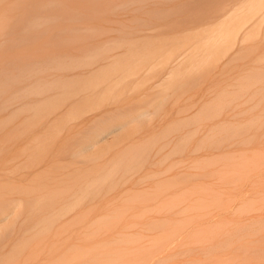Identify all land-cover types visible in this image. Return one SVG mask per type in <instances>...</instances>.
Returning a JSON list of instances; mask_svg holds the SVG:
<instances>
[{"label":"rangeland","instance_id":"1","mask_svg":"<svg viewBox=\"0 0 264 264\" xmlns=\"http://www.w3.org/2000/svg\"><path fill=\"white\" fill-rule=\"evenodd\" d=\"M259 1L260 0H254L253 2L257 3ZM186 2L184 1L186 7H188ZM215 2L216 1H211L205 6L190 5L185 9L184 6H182V9L181 6H179L181 8H177L176 4L171 1L169 5L160 8L172 10V16L170 15L171 17H168V20L161 19V21L160 19H151L147 21L149 24L154 22V26H149V28L139 27L141 26L140 22L131 23L135 20L133 17H136V14L143 17L141 11L135 12V10H132V12H119L117 16H113L114 13H110L108 19L103 21L98 20L99 22H76L74 23L75 27H88L95 31H89L90 33L87 34L88 36H85V38L80 41L69 42L61 47H57L53 43L47 41V36L50 33L43 34L38 41H26L25 44L13 47H6V44L0 46V61L3 57L9 58L11 59L10 61H12L20 54H29L30 47L35 44L44 43L52 48L55 47V49L72 52L75 55H82L84 58L85 54L83 53L86 46H92L88 48L91 50L99 46H112L120 42V46L116 47L112 51L113 53L111 52L106 59H101V57L95 59L97 63L89 68L91 71L83 75V77L88 79V84L85 83L86 85L84 84L80 87L81 89L79 92L82 94V98L76 102L72 108H69L67 113H65V115L63 114L56 122L52 124L48 123L49 119L53 117L54 112L64 109L65 104L68 103L67 96L64 97L63 95L55 94L48 99L41 100L39 101L42 104L40 109H34L32 106L37 98L34 96L28 97L16 103L14 106L6 108V110H0V205L16 197L24 200V209L22 210L21 216L6 240L3 241V245L5 246L0 248V264H82V261H85L87 264H95L93 259L92 261L90 260L95 253L108 252L121 253V256L117 259L118 261L114 264H186L188 261H191V264H233V261L235 262L234 264H238L239 262V264H241V262L242 264H264V230L260 233L250 234V236L249 234H239V237L236 236L234 238L233 241L235 243L231 246L232 248H222L218 249V251H205L204 247L206 246L204 245H202V249L200 246H195V244L182 246L196 237L195 232L210 228L216 225L217 222L234 221L235 224H244L258 219H264V202H261V199H264V117H262L264 116V95L258 93L254 95L253 98L247 100V98H250L252 90L260 87L262 84H259L257 81L259 78L257 79V77L254 76L251 77L252 80L247 79L245 81V79L252 76L254 72L261 71V73H263L262 70H264V62L260 60V63L259 61V58L262 59L260 56L264 57V21L261 24L250 26L248 30L243 28L245 32L246 30L248 31L246 35L244 34L245 36L243 35L242 37L244 39L243 45L245 48L247 47V49L250 47L254 50L248 53L244 52L247 49L244 51L242 50V53L240 52L239 55H235H238V57H236V60H239L238 62L234 61L233 65L225 69L221 68L220 65L230 59L231 56H234L236 48L242 43L238 41L240 39L238 35L240 31L237 32L239 28L242 29L239 25L241 23V25H243V17L241 18V23L239 20L242 16H240L241 12L239 10L240 13L235 12L237 11L235 10V13H233L232 11V18L236 17L235 14H237L239 19L233 18L234 21L232 22V18H229L227 19H231L229 24L226 21V24H220L219 22V24L200 23V25L198 23L199 25H194L193 28L184 29L183 27L184 24L194 18L206 16L215 6ZM192 3L194 2L190 4ZM258 4L260 5V3ZM160 8L158 7V9ZM175 9H177V11H175ZM249 12L251 11L248 10L247 13ZM244 13L247 14L245 11ZM244 17L246 16L244 15ZM130 19L131 22L126 21ZM117 21L122 22L118 23ZM151 21L153 22L151 23ZM238 21L240 24L237 25ZM158 22L160 23L159 25L157 24ZM65 24L66 23L60 21L52 23L49 28L58 29L66 27L67 25ZM233 24L236 25V27H234ZM137 25L139 26L137 27ZM237 26H239V28H237ZM231 27H234V30ZM41 28H44V26H41ZM116 28H120L121 30H115ZM140 29H143L144 33L141 32L142 30ZM243 29L242 32H244ZM122 30L129 31V33ZM134 30H140L141 33H139V31L135 32ZM144 30H147V32L145 33ZM212 35H218L220 40L212 43ZM135 37L143 38L144 40H138ZM209 37L212 39L210 38L209 40ZM215 37L216 36H214V40L216 39ZM182 47L193 50L188 54L187 62L185 61L186 64L190 62L187 64L189 68L192 67L190 69L188 68L189 70L187 69L188 72L187 70L186 72L185 70L182 72V68H187V66L186 64V67L180 65L181 67L179 68H181L180 71L182 73L178 71L179 74H176V71L175 75L169 76L170 66L168 65L169 67H167V64L171 58L176 55L175 53L178 49ZM195 48L198 51L201 50L198 56L195 53ZM207 49L210 51H207ZM81 50L83 53L79 52ZM243 53L246 54L244 55ZM195 54L197 57H195ZM88 56L91 57V54H88ZM189 56H192L193 59L189 60ZM199 57L201 58L200 60ZM184 58L186 60V57ZM201 60V66H199L200 64L198 62ZM254 61L256 63H254ZM256 67H259V69L256 70ZM198 68L200 70L205 68L204 70L207 72L206 75H209V78H207L208 75L206 77L204 73L205 77L201 76L202 79L200 77L199 83V78L196 76ZM164 69L165 71L167 69L169 72L166 74L168 77L162 79V74L165 72ZM250 69L254 72H250ZM191 70H194L193 72L195 73L191 72ZM249 72L250 75H248ZM192 73L195 74V78H198L197 84L194 83L192 85V80H195L192 79L188 84L185 82L186 88L184 87L185 84L184 86L180 84L178 86V81H183L182 78L184 75L186 80V77H189V79L191 78V75H193ZM189 74L191 75L189 76ZM245 74L248 76L245 77ZM243 75L245 76L242 77ZM100 76L103 79L100 78L101 80H97ZM238 77L239 79H245L241 81L238 80ZM261 77L264 78L263 76ZM104 80H106L107 83H104ZM205 80H207V82H204ZM234 80H236V82ZM254 81L256 84H252ZM237 84L238 87L236 86ZM239 84H241L242 87L243 85L252 86L249 90L244 91ZM186 89L188 92L186 91L185 93L183 90ZM14 90L15 89L11 90V92H14ZM225 91L227 92L225 93ZM229 91L230 94H228ZM164 93L168 94V99L164 107L159 110L157 114H154L150 121L144 122L145 124L150 122V131L145 133L144 137H142V135L136 136L133 141L126 144L124 143L122 146L106 155L94 156L91 158L74 156L72 155L71 149L73 143L62 141L68 129L76 123H83L85 119L93 115V113L100 111L106 106L118 104L125 109L133 106L137 109L149 103L155 95ZM245 94L246 96H244ZM242 96H244V98H241ZM225 99L233 101L232 104H225ZM199 100L202 101L198 102ZM245 100H247L246 103H244ZM208 101L220 105H218V107L212 106L210 109L205 108L206 113L211 110V113L209 112L211 115L209 113L207 115L204 113L203 116H201V114V117H197L196 115H198L200 111H203L205 106H209L207 105L209 104ZM244 108H247L244 114H237L240 109ZM198 109L199 112L195 115ZM180 110L182 111L181 115ZM183 111L185 112L183 113ZM214 111L216 115H214ZM186 116H191V126L189 125V127H187L188 124L187 126L183 124L185 127L181 129V131L176 130L175 132L172 127L178 124L177 119H183ZM194 116L197 119L199 117L201 119L193 120ZM208 118L211 119L208 120ZM257 118L261 120L259 121ZM185 119H183V121L179 119V124L180 121L183 123H186V121L187 123L190 122L189 119ZM250 120L252 122L256 120L255 123H258L255 124L256 127L253 125L254 123L250 124L252 123ZM196 121L201 122H197L198 124H196ZM144 123L143 127L136 131L133 136L146 128ZM225 123H227V125ZM242 123L245 124L241 125ZM221 125L224 127L222 128ZM85 126H87L86 122H84V127ZM215 126H218V129ZM170 127L172 129L171 136H169L170 133H168L170 132ZM249 127L253 128L251 129ZM193 129H197L196 133ZM191 130L193 134L195 133V136L193 135L194 138L190 137L192 135ZM241 131H243V135H239ZM165 132L168 134L166 140L168 143H172L170 145L167 144L169 146L166 145L167 148L165 147L166 150L164 151L166 154L169 152L168 155H173L175 151H170L176 148V154L178 155L175 154L173 157L170 155L169 157H171V159L169 158L166 162L164 161L166 160L164 155H152L151 159L155 161H164V164L160 162H158V164L157 162L154 164L140 165L126 164V161L129 159H142V157L133 156L132 153L136 150H139L138 152L146 151V148L149 149L151 145H157V143H159L157 139H163ZM189 132L191 135L188 134L187 139L190 137V144L188 145V142L185 143L188 146L186 147L184 144L186 148L182 147L183 149L180 150L181 152L178 151L175 146H177V144L180 145L182 141L181 139V141L178 140L179 136L181 134L187 136ZM232 133L236 136L235 139ZM211 135L215 137L210 140ZM223 135H225V137H223ZM250 135L252 137L255 136L253 137L254 139L251 138ZM172 136L178 137L172 140ZM206 136H208V138ZM232 137L233 139L230 141ZM206 140L208 141L207 144ZM224 141L226 143H222ZM184 142H186V140H184ZM220 143L224 145L222 146ZM234 143L236 144L234 145ZM173 146L175 148H173ZM198 147L200 152L196 149ZM200 147L202 149H200ZM161 150V152H163L162 148ZM183 150L185 151L182 152ZM242 151L245 153L240 154ZM217 154H219V156ZM223 154L226 157H224ZM231 154L234 156V160ZM168 155L166 156L167 159ZM212 155H217L213 156V162H211L212 159H209ZM227 157L233 161L229 160ZM235 157L238 159H235ZM222 159L227 161H221ZM179 160H181L180 164L184 163V161L185 163L183 165L176 164ZM195 161L196 163H200L201 161L202 164L200 165L203 166L196 165ZM247 161L248 164L246 165H249L248 168L239 166L243 164V162L247 163ZM176 165L178 166L176 167ZM189 167H191V169ZM198 167H200V169L201 167H205V169L198 170ZM126 168H128L129 171H126ZM132 168L135 169L132 171ZM171 168H173L172 171ZM166 169L168 170V174ZM156 171H161L162 173L158 174ZM211 171H214L215 174L219 172V175L217 173L216 178H214L215 176L212 177L207 173H211ZM183 172H188V174L207 173L205 176L207 177L209 175L212 178L210 179L208 176V179H204L203 176H200L202 178L198 177L199 179L196 178V180H188V183L181 180L182 183L186 184H179L177 187L176 184L179 183V180H176L178 183H175L174 180L177 179V177L181 179V175L179 174L183 175ZM163 173L166 174L163 175ZM156 174L157 177L154 176ZM173 176L177 177L174 178L173 181H170ZM142 177L147 180L145 179L144 182H141L143 181ZM170 177L172 178L170 179ZM239 179L240 181H238ZM166 180L170 185L172 183V186L175 184L176 188L173 189L170 186H166L165 183H163ZM161 181L162 183H160ZM160 184H163L161 187H164V185L165 187L161 189ZM157 186L159 187L157 188ZM165 189L168 190L167 193ZM202 189L203 191L205 190L204 193ZM207 189L211 191H220V193L223 192L225 196H223V193L219 196L210 194L209 196L207 194L210 191ZM163 191L165 194H163ZM258 192H261V195ZM257 193L259 195H256ZM168 195L171 197L169 196L168 198ZM211 196L217 197L219 200L222 198L221 200L225 201L226 204L221 206L222 209L217 210L209 208L208 211L204 212L194 211L193 206H195L201 198L210 199ZM199 197L201 198L199 199ZM229 197L231 199L234 198V200L231 201ZM250 197L253 199L255 198L254 200L259 198V201H257L261 211L259 209H257L258 211L252 210V213L248 212L243 215L239 212L237 213V209H239L245 200H251ZM192 200L194 203L191 202ZM77 201L81 202L79 203ZM35 202H38L36 206H34ZM233 202L234 204H232ZM174 205L177 208H174ZM67 206L71 209L67 208ZM72 207L75 208L72 209ZM186 207L188 209L187 211L185 210ZM183 208H185V211H183ZM210 211L211 215H209ZM184 217H186V222L190 223L189 227H187V225L185 228L181 229L178 232L180 235H175L176 239L174 238L171 243L168 242L163 246L164 248L161 246L160 249L153 248L151 247L152 242L145 244L144 248L146 251L139 250L136 254L146 252L148 256L139 254L137 257L138 261L133 260V252L129 249H118V247L113 245L104 246L105 244H101L102 241L112 240L118 238L120 235L136 232L146 234L148 240L154 239L160 236L163 231L168 229L169 231H173L172 227H155L154 224L174 223L178 220L181 221ZM187 230L188 232L190 230V232L187 233ZM201 232L207 233L206 236L209 237L208 239L210 243L212 242L211 244L218 243L222 240L219 235L213 237L208 236L211 235L209 232ZM182 247L194 248L192 250H181ZM202 251L205 252L203 253ZM82 252H87L88 254L79 256L80 254L78 253ZM73 255L75 257L74 259L67 260ZM100 257H103V255H100ZM235 257L238 259L237 261H235ZM239 257L241 259H239Z\"/></svg>","mask_w":264,"mask_h":264},{"label":"bare ground","instance_id":"2","mask_svg":"<svg viewBox=\"0 0 264 264\" xmlns=\"http://www.w3.org/2000/svg\"><path fill=\"white\" fill-rule=\"evenodd\" d=\"M171 1L176 4L177 8H181L182 6H184V9L188 8L190 5H192V6H205L207 3L211 2V1H213V2L216 1L215 2V6L211 10V12H209L206 16L197 17V18H194V19L190 20L189 22H187L186 24L183 25L184 29L190 28V27L193 28L194 25H197L198 23L199 24L200 23L201 24H205V23H209V24L210 23H212V24L213 23L214 24L218 23L219 24V22H220V24H226L225 22L227 21V23L229 24L231 22L230 21L231 19L230 20H227V19L232 18L231 15L233 13L239 12V11L241 13L243 12L242 14L239 12L240 16L242 15L240 17V19L237 16V14H235L236 17H233V18L239 19L240 23L243 20V25H241L242 23L240 24L239 21H238V23L236 22L237 25L240 24L239 26L242 27V29L246 28L248 30V28H250V26L252 27L254 25L261 24L264 21V0L263 1L260 0L257 3H254L253 2L254 0H180V1H176V0H0V46H3V45L6 44V47L7 46L8 47H13V46H18V45H21V44H25L26 41L27 42L28 41L29 42L30 41H35V40L38 41V39L43 34L50 33L47 36V38H48L47 41L53 43L57 47H61V46H64L66 43H69V42L80 41L83 38H85V36H88L87 34L90 33L89 31H95L94 29H89L88 27L87 28L75 27L74 23H76V22H84V21H92V22L97 21V22H99L98 20L103 21V20L108 19L110 13H114L113 16H117V14L119 12L121 13L123 11H125V12L126 11L132 12V10H135V12L141 11L143 13V17L142 16H138L136 14V17H133V18H135V20H133L132 22H131V19L130 20H126V21H129L131 23L140 22L141 26L137 25V27L139 26L141 28L142 27L149 28V26L150 27L154 26L153 25L154 22L151 21V23L152 22L153 23L149 24V23H147V21H150L151 19H157V20H159V19L160 20L161 19L165 20L166 19V20H168L167 18L172 16L171 15L173 13L172 10H169L167 8H160V7H164V6L169 5V3ZM184 1L185 2L188 1V2H186L188 7H186ZM191 2H194V3L190 4ZM258 3H260V5ZM179 6H181V7H179ZM158 7L160 9H158ZM155 8H157V9H155ZM182 9H183V7H182ZM235 10H237V11H235ZM248 10H250L251 12L247 13ZM146 11H147V15H146ZM175 11H177V9H175ZM232 11H233V13H232ZM244 11L247 14H245ZM243 14L246 17H244ZM121 16H123V15H121ZM233 18H232V22L234 21ZM241 18H242V20H241ZM113 20L115 21L114 18H113ZM60 21L66 23L65 25H67V26L66 27H62V28H58V29L49 28V26H51L52 23H56V22H60ZM117 22L120 23L122 21H117ZM143 22H144V24H143ZM165 23H167V22H165ZM157 24L159 25L160 23L158 22ZM234 24H233V26L236 27V25H234ZM142 25H144V26H142ZM41 26H44V28H41ZM239 26H237V28H239ZM234 27H231V28L233 29ZM155 29H157V28H155ZM242 29L239 28L238 31H237V32L240 31V34H238V33L237 34L240 37V39L238 41L242 42L241 43L242 46L240 45L239 47L236 48L234 56H231L230 59H228L227 61L222 63L220 65L221 68L225 69V68L229 67L230 65H233L234 61L238 62L239 60L237 61L236 57H238V55L240 54V52L242 50L244 51L245 49H247V47L245 48V46L243 45L244 44L243 43L244 39L242 37H243L244 34L246 35V33L248 31L246 30V32H245V30L243 29L244 32H242ZM115 30H121V29L120 28H118V29L116 28ZM140 30H142L141 32H143V29H140ZM140 30H138L139 33H141ZM151 30L154 31L153 29H151ZM122 31L129 33V31H126V30H122ZM134 31L136 32L137 30H134ZM144 31H145V33L147 32V30H144ZM83 32H85V33H83ZM130 32H132V31H130ZM214 36H216L215 40H214ZM212 37H213V39L211 37H209V40H210V38L213 40L212 43H214V41L216 42L217 40H220V37H218V35H212ZM136 39H138V40L141 39L142 40L143 38H138L137 37ZM119 43H117L115 45H112V46H106V45L99 46L98 48L91 49V50L88 49V48H91L92 46L84 45V46H86V48L83 47V48H85V50L82 49V50H84V53L82 52V50L79 51L80 53L82 52L83 54H85L84 58L82 57V55H75L72 52L63 51V50H60V49H55V47L52 48V47H50L48 45H45L44 43L35 44V45L31 46L30 49H29L30 50L29 54H20L17 58L16 57H15V59L13 58L14 60H12V61H10L11 59H9V58H6V57L4 58L3 57L2 60L0 61V110H6V108H8V107L14 106L16 103H18L20 101H23V100H25L28 97H34V96L37 97V98L35 99L34 104L32 106H33L34 109H40L42 104L39 101H41V100L48 99L50 96L55 95V94L63 95L64 97L67 96L68 103L65 104L64 109L62 111L54 112L53 113V117H51L49 119V121H48L49 124H52V123L56 122L59 118H61L63 116V114L65 115V113H67L69 108H72V106H74L76 104V102H78L82 98V94L79 92L80 89H81L80 87H82L85 83L88 84V79L83 77V75L86 72H90L91 71V69L89 70V68H91L92 65L97 63V61H95V59L98 58V57H101V59H106V57H108V55L111 54V52L116 47L120 46ZM209 44H210V42H209ZM248 49L245 50L244 52L248 53L249 51L251 52L252 50H254V49H251L250 47H248ZM191 50L192 49L189 50V48L186 49L185 47H182V48L178 49V51L175 53L176 55L171 58V60H170L171 62L169 61L168 64H167V67L170 66L169 67L170 73L168 74L169 76L175 75L176 71H177L176 74L177 73L179 74V72H181V71L184 72V70L186 72V70L189 68L187 64L190 63L189 62V63L186 64V62L188 60V54L190 53ZM195 50H196V48H195ZM207 51H210V50L207 49ZM199 52L201 53V50H199V51L196 50L195 53L197 54V56L200 54ZM88 54L89 55L91 54V57L88 56ZM196 54H195V57H197ZM236 54H238V55L235 56ZM184 57H186V60H185ZM191 57L192 56H189V60L193 59V57L192 58ZM260 57L262 59L259 58V61L262 60V62H264V57L263 56H260ZM183 59H184V62H183ZM200 59L201 58L199 57V60ZM242 59H243V57H242ZM201 62H202V60L200 62H198V63L200 64ZM254 63H256V62L254 61ZM260 63H261V61H260ZM182 64H184V65H182ZM185 64H186L187 68H182L183 70H181V68H179V67H181V66L182 67L183 66L186 67ZM199 66H201V64ZM256 68H254V69H256V70L259 69V67H256ZM193 69H195V68H193ZM204 69H202L203 70L202 71V70H200L198 68L197 71H196L197 72L196 76H198V78H199L198 83L200 82V77L204 76V73H205L206 77L208 75V74L206 75L207 72ZM261 69H263V68H261ZM173 70H174V72H173ZM188 70H187V72H188ZM199 70H200V73L201 72L203 73V74L201 73L202 75L200 73L198 74ZM250 70H248V71H250ZM164 71H165V69H164ZM169 71H167V69H166V71L163 72L162 79L163 78L165 79V77H168V76H166V74ZM193 71L191 70V72H193ZM245 71H242V72H245ZM252 71L253 70H251L250 72H252ZM78 72H80V73H78ZM250 72H249L248 75H250ZM262 72L263 73H261V71L260 72L256 71V72H254L252 74V76H249L250 78L248 77L246 79L245 78H240L239 79V77H238V80L244 81L242 79H245V81H246L247 79H251V77L254 76V77H257V79L259 78L257 81L259 82V84H262V85H260V87H257L256 89L252 90L251 96H250V98H247V100L253 98L254 95H256L258 93L264 95V78L261 77V76L264 77V70H262ZM171 73H174V74H171ZM193 73H195V72H193ZM190 75L191 74H189V76ZM193 75H191L190 79H189V77L188 78L186 77V80L184 78L185 77V75H184V77L182 78V80L184 82L183 81H181V82L178 81V86H179V84L181 86L182 85L184 86V84H185L184 87L186 88V83L185 82H187V84H188L190 82V80H192V79H195V80H192V82H191L192 85L194 83L197 84L196 82H197L198 78H195L196 77L195 74H193ZM245 75H243L242 77H244V76L247 77L248 76L247 74H245ZM224 76H225V74H224ZM100 78L103 79L100 76L99 79H97V80H101ZM207 78H209V75H208ZM201 79H202V77H201ZM255 79H253V80H255ZM236 80H234V81L236 82ZM248 81H250V80H248ZM105 82L107 83L106 80H104V83ZM204 82H207V80H205ZM252 84H256V82L254 81V82H252ZM190 85H189V88H190ZM239 85H241V84H239ZM181 86H180V88H181ZM236 86L238 87V84ZM250 87L247 86V85H243V87H242V85H241V88L244 91L249 90ZM180 88H179V90H180ZM13 89H15L14 92H11V90H13ZM211 90H212V88H211ZM183 91L186 93L187 89L183 90ZM227 91H225V93ZM167 93L155 95L154 98H152V100L149 103H147V104H145L143 106H140L137 109H135V108L125 109V108H123L122 106H120L118 104H112V105L108 106L107 108H105L104 110L99 111L98 113H95V114L91 115L90 117H88L87 119H85L84 122L87 123V126L84 127V122L83 123H76L70 129H68V131L66 132V134H65V136H64L62 141L63 142H72L73 143L72 146H71V149H72V155H74V156H82V157H85V158H91V157H94V156L106 155V154L112 152L114 149L119 148L120 146H122L127 139H129L131 136H133V134L136 131L140 130L143 127V123L145 121H150L152 119V117L154 116V114H157L158 111L161 110L164 107V105L166 104L167 99H168V94ZM221 93H223V92H221ZM228 94H230V91L228 92ZM228 94H227V96H228ZM235 94H237V93H235ZM244 96H246V94ZM244 96H242L241 98H244ZM238 97H240V96H238ZM200 99H203V98H200ZM235 99H236V97H235ZM247 100H245L244 103H246ZM200 101H202V100H199L198 102H200ZM226 102H228V103H226ZM232 102L233 101H230L229 99H227V100L225 99L224 100L225 104H230L231 105ZM205 104H206V102H205ZM207 105H209V106H205L203 111L199 112V109H198V111L195 113V115L199 112L200 114L198 113V115H196V116L198 117L201 114H202L201 116H203V114L206 113L205 112L206 111L205 108H209L210 109V107H212V106L218 107V105H220V104H215L214 102L212 103L210 101L209 104H207ZM260 105H261V102H260ZM257 106H258V103H257ZM188 108H189V106H188ZM251 109H253V108H251ZM214 110H215V108H214ZM233 110H234V108H233ZM246 110H247V108L240 109L237 114H239V115L240 114H244V112H246ZM189 111H191V110H189ZM219 111H221V110H219ZM184 112L185 111H183V113ZM187 112H188V110H187ZM209 112L211 113V110ZM209 112H207L206 115ZM181 113H182V111L180 112V115H181ZM214 115H216V112H215ZM214 115H213V117H214ZM186 117H188V118H186ZM186 117H184L183 119H185V118H186L185 120L189 119L190 122L187 123V121H186V123H183V122L180 121V124H179V119L182 120V121H183V119L182 118L177 119L179 125L176 124L175 127H172L175 130V132H176V130L181 131V129H183L185 127L184 125L187 126V124H188L187 127H189V125L191 124V120H190L191 116L190 117L186 116ZM200 117L198 118L199 120L201 119ZM262 117H264V116H262ZM196 119L197 118L194 116L193 120H196ZM210 119L208 118V120H210ZM258 120L260 121L261 119H258ZM197 122L200 123L201 121H196V124H198ZM255 122H256V120L254 122L250 123V124L254 123L253 125L255 126V124H258V123H255ZM2 124H3V122H2ZM225 124L227 125V123H225ZM225 124H223V125L226 126ZM244 124L242 123L241 125H244ZM177 126H178V128H177ZM224 126H222V128ZM215 127L218 129V126H215ZM222 128H220V129H222ZM239 128H241V127H239ZM249 128H251V127H249ZM259 128H261V127H259ZM169 129L168 130L170 132H168V133H170L169 136H171V134H172L171 130L172 129H171V127ZM196 130H194L195 133H196ZM243 131H241L239 133V135L242 134ZM191 132H192V135L189 132V133H187V136L186 135L183 136L182 134L179 136L178 140L181 139L182 141L180 140L181 141L180 145L177 144V146H175V147H177L178 151L183 149L182 147H185V146L187 147L190 144V137L194 138V136H195V133L193 134L192 130H191ZM211 132H213V131H211ZM166 134L167 133L165 132L163 139H157V141L159 140V143H157V141H156L157 145H155V144L153 146L151 145L152 148L154 147L153 148L154 150L152 148L150 149V147H151L150 145H149L150 147L148 146L149 149L146 148L147 149L146 151L138 152L139 150H136V151H134L132 153L133 156L136 155V156L142 157V159H138V158L137 159L136 158L135 159H131V160L129 159V160L126 161V164H131V165L132 164H137V165H140V164H154L156 162H157V164H158V162H160L161 164H164V161L166 162L167 160H169V158L171 159V157H173V155H175L177 152H176V150H175L176 148L174 146H173V148H175V149H173L171 151L169 150L170 152H172V151L174 152L175 151V153H173V155L170 154V155H172L171 157H169L170 155H168L169 152L166 154V152L164 151V150H166L165 147L167 148V146H169L172 143V142L168 143V141L166 140L168 134L167 135ZM188 134L191 135L189 137V139H187L188 138ZM209 134H210V132H209ZM235 134H237V133H235ZM228 135H230V134H228ZM233 136H234V134H233ZM176 137H178V136H172L171 139L174 140V138H176ZM206 137L208 138V136H206ZM213 137H215V136L211 135L210 136V140L213 139ZM223 137H225V135H223ZM253 137H255V136H253ZM253 137L251 136V138H253ZM66 138H67V140H66ZM193 138H191V139H193ZM235 138H236V136H234V139ZM232 139H233V137L230 139V141H232ZM184 140H186V142H184ZM245 140H244V142H245ZM207 142L208 141L206 140V144H207ZM249 142H251V141H249ZM185 143H187L188 145H186ZM222 143H226V142L224 141ZM246 143H248V142H246ZM167 144H169V145H167ZM184 144H185V146H184ZM213 144H215V143H213ZM235 144L236 143H234V145ZM203 145H204V143H203ZM230 145H229V147H230ZM222 146H220V147H222ZM226 147H228V146H226ZM161 148L163 149V152H161L162 151ZM215 148H217V147H215ZM196 149H198V151H199V147L196 148ZM200 149H202V148L200 147ZM213 150H216V149H213ZM184 151L185 150H183L182 152H184ZM194 151H196V150H194ZM230 153H235V152H230ZM244 153L242 151V153H240V154H244ZM159 154L164 155L166 160H164V161H155V160L151 159L152 155L157 156ZM226 154L227 153L225 152V155ZM167 155H168V159L166 158ZM176 155H178V154H176ZM217 155L219 156V154H217ZM217 155H212L211 156L212 158L211 157L209 158L210 160L212 159L211 162H213V156H217ZM225 155H224V157L227 156V155L226 156ZM259 155H260V153H259ZM236 158L237 157H235V159ZM228 159L231 160L230 158H228ZM223 160H225V159H222L221 161H223ZM233 160H234V156H233ZM233 160H231V161H233ZM180 161L181 160H179V162L177 161L178 163H176V164L183 165L185 163V161H184V163L180 164L181 163ZM225 161H227V160H225ZM123 162H125V161H123ZM205 162H207V161H205ZM195 163H196V161H195ZM198 163H196V165L202 164L201 161H200L199 164ZM209 163H210V161H209ZM216 163H217V161H216ZM246 164H248V161H247V163L243 162V164H241L239 166L248 168L249 165H246ZM214 165H215V162H214ZM177 166L178 165H176V167ZM200 166H203V165H200ZM173 167H175V166H173ZM223 167H224V165H223ZM189 168L191 169V167H189ZM194 168H195V166H194ZM196 168H197V166H196ZM126 169H127L126 171H129L128 168H126ZM134 169L132 168V171ZM172 169L173 168H171V171H172ZM201 169L204 170L205 167L204 168L201 167ZM201 169H200V167H198V170H201ZM166 172L168 174V170L167 169H166ZM233 172H234V170H233ZM157 173L159 174V173H162V172L158 171ZM207 173H209V175L212 176V177L215 176L214 178H216V174L217 173L219 175V172H216V174H215L214 171H211V173L210 172H207ZM207 173L206 174H204V173H189L188 174V172L187 173L183 172V175L179 174V175H181L180 176L181 179H178L179 177L176 176L177 179L174 180V178H176V177L173 176V178L170 177V179L172 178L170 181L174 180L175 183L179 182L178 184H176V186H177L179 184L180 185H182V184L185 185L186 184V183H182L181 180H183L184 182L185 181L187 182L188 180L192 181V179L196 180V178H198V177L202 178L200 176H203L204 179H208V178L211 179L212 177H210L209 175H208L209 177L207 176L208 178L205 176V175H207ZM220 173H222V172H220ZM124 174H125V170H124ZM164 174H166V173H163V175ZM190 174H192L193 176L190 175ZM249 174H251V173H249ZM146 176H149V175H146ZM154 176L157 177V174L154 175ZM185 176H189V177H185ZM238 176H241V175L239 174ZM151 177H153V176H151ZM190 177H191V179H190ZM193 177H195V178H193ZM142 178H143L142 179L143 181H141V182H144V180L146 178L145 179H144V177H142ZM149 179H150V177H149ZM176 180L177 181L179 180V181L177 182ZM236 181H237V178H236ZM238 181H240V179ZM174 182H173V184H174ZM160 183H162V181ZM163 183H165V185L168 186V187L169 186L172 187L173 189L176 188L175 184L172 186V183L170 185L167 180L165 182H163ZM230 183L235 184L233 182H230ZM158 185H159V183H158ZM161 185H163V184H160V187H161ZM165 185H164V187H165ZM206 185H208V184H206ZM209 186H210V184H209ZM158 187L159 186H157V188ZM162 187H161V189H162ZM199 187H201V186H199ZM167 189L170 190L169 188H167ZM168 190H166L165 192L167 193ZM207 190H209V189H207ZM188 191H189V189H188ZM202 191H203V189H202ZM202 191H201V193H202ZM204 191H203V193H204ZM209 191L210 192L207 195L210 194V195H218L219 196V195H221L223 193V192L220 193V191H216V190H214V191L209 190ZM165 192L163 194H165ZM258 193L260 194L261 192H258ZM258 193L256 195H259ZM224 194L225 193H223V196H225ZM263 195H264V193H263ZM169 196L170 195H168L167 197L169 198ZM175 198H177V197H175ZM200 198L201 197H199V199ZM221 199L222 198H220V200ZM254 199L251 198V200H247V201L245 200L244 203H242V205L239 207V209H237L236 212L237 213L239 212L240 214L243 215V214H246L248 212L250 213L252 210L259 209L261 211V208L258 206V204H259L258 203V201H259L258 199L259 198L257 199L258 201L254 200ZM220 200L217 199V197L215 198L213 196H211L210 199L201 198L200 201H198V203L195 206H193V209L196 212L208 211L209 208L210 209L211 208L212 209H217V210L218 209H222L221 206L223 204H226V203H225L224 200H221V201ZM232 200H234V198L231 199V201ZM77 202L80 203L81 201H77ZM191 202H193V200ZM261 202L263 203L264 199L263 200L261 199ZM36 203H38V202H35L34 206H36ZM232 204H234V202ZM168 205H170V204H168ZM175 205H177V204H175ZM175 205L173 206L174 208L176 207ZM188 207H189V205H188ZM263 207H264V205H263ZM67 208H70V207L67 206ZM74 208L75 207H72V209H74ZM167 208H168V206H167ZM23 209H24V200L21 199V198H18V197L13 198V199H11V200H9L7 202H4L2 205H0V248L5 246V245H3V241H5L7 236L11 233V230L14 228L17 220L21 216V213H22ZM70 209H69V211H70ZM184 209L185 208H183V211H185V210L187 211L188 210L187 207H186L185 210ZM180 211H181V209H180ZM204 214H202V215H204ZM206 214L208 215L207 212H206ZM209 215H211V211H210ZM198 217H201V216H198ZM195 218H193V219H195ZM207 224H209V223H207ZM51 225H53V224H51ZM189 225H190V223H187L186 222V217H184L181 221L178 220L177 222H174V223H168L167 222L166 224H154L155 227H161L162 226V227H168V228L172 227L173 228V231H169V229L166 230V231H163L160 236H158V237H156L154 239L148 240L146 234H144L142 232H136V233H130V234L127 233V234H124V235H120L118 238H115V239H112V240L102 241L101 244H105L104 246L113 245V246L118 247V249H122V248L123 249H129V250H131L133 252V255H132V256H134L133 260L134 261H138L137 257H138L139 254L147 255L146 252L136 254L137 251H139V250L140 251H146V249L144 248L145 244H148V243L152 242V246L151 247L160 249V246L163 247L168 242L171 243L172 240L176 237L175 235H177V234L180 235L178 232L181 229L185 228V226L189 227ZM197 228H200V227H197ZM262 230H264V219H260V220L258 219V220H254L253 222L244 223V224H235L234 221L233 222H222L221 221V222H217L216 225H214V226H212L210 228L202 229L200 231L195 232L196 237H194L190 241L186 242L182 246H185V245L188 246L190 244H195V246H200V248L202 249L203 248L202 245H204V246H206V247H204L205 251H208V250L209 251H215V250L218 251V249H222V248L225 249L227 247H231L232 245H234L235 242L233 240H234V238L236 236L239 237V234H243V235L249 234V236H250V234L260 233V232H262ZM174 231H176V232H174ZM201 231L209 232L211 235H208V236H213L214 237V236H218L219 235V236H221L222 240H220L218 243L211 244L212 242L211 243L209 242V239H208L209 237L206 236L207 233H204V232H201ZM189 232H190V230H189ZM189 232L187 230V233H189ZM255 236H253V237H255ZM237 239H239V238H237ZM243 247H244V245H243ZM193 248L194 247H185V248L182 247L181 250H192ZM198 250H199V248H198ZM209 253H211V252H209ZM78 254H80L79 256H85L88 253L87 252H82V253H78ZM100 255H103V257H100ZM207 255H209V254H207ZM120 256H121L120 252L95 253V255H93V257L90 260L92 261V259H93L95 261V264H114V263H116L118 261L117 259ZM74 258L75 257L73 255L70 258H68L67 260L74 259ZM258 258H259V256H258ZM239 259H241V258L239 257ZM237 260L238 259L236 258L235 261H237ZM234 263L235 262L233 261V264ZM82 264H87V263L85 261L84 262L82 261ZM186 264H191V261H188V263H186ZM241 264H242V262H241Z\"/></svg>","mask_w":264,"mask_h":264},{"label":"crops","instance_id":"3","mask_svg":"<svg viewBox=\"0 0 264 264\" xmlns=\"http://www.w3.org/2000/svg\"><path fill=\"white\" fill-rule=\"evenodd\" d=\"M105 108H107V106L104 107L103 109H101L100 111L104 110ZM128 108H135V107L133 106V107H128ZM98 112H99V111H97V112H95V113H98ZM95 113H93V114H95ZM144 125H146V128H144L142 131H140L139 133H137V134H135L133 137H131L129 140H127V141L125 142V144H126V143H129V142H131V141H133V140L136 138V136L138 137V136L142 135V137H144V134L150 131L151 124H150V122H148V123H146V124L144 123Z\"/></svg>","mask_w":264,"mask_h":264}]
</instances>
